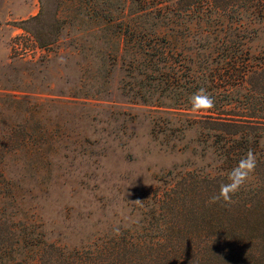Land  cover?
Returning a JSON list of instances; mask_svg holds the SVG:
<instances>
[{
	"label": "trees",
	"instance_id": "trees-1",
	"mask_svg": "<svg viewBox=\"0 0 264 264\" xmlns=\"http://www.w3.org/2000/svg\"><path fill=\"white\" fill-rule=\"evenodd\" d=\"M83 3L86 12L80 9L71 20L94 14L121 40L118 51L108 47L98 53L103 66L109 65L102 71L105 79L109 81V73L119 65L137 86L127 95L121 89L132 103L139 99L141 105L152 106L147 104L155 97L156 102L174 101L161 108L187 114L182 131L185 125L198 129L199 142L212 149L219 166L214 171L168 173L163 187L147 197L142 222L82 248L49 241L34 213L0 193V264H264V43L255 44L264 34V0ZM67 9L50 20L52 30L34 31L40 48L56 44L64 25L70 26ZM43 16L41 10L24 23L42 21ZM82 50L83 46L77 52ZM87 50L92 52V46ZM201 88L215 106L196 114L190 99ZM17 138L27 145L32 140L27 134ZM8 149H0V184L11 188L1 168L11 155ZM249 151L257 167L247 184L231 203L209 204Z\"/></svg>",
	"mask_w": 264,
	"mask_h": 264
},
{
	"label": "rangeland",
	"instance_id": "rangeland-1",
	"mask_svg": "<svg viewBox=\"0 0 264 264\" xmlns=\"http://www.w3.org/2000/svg\"><path fill=\"white\" fill-rule=\"evenodd\" d=\"M67 7L70 26L40 48L32 34L52 30L50 20ZM84 8L83 0H0V149L11 153L1 168L14 185L0 184V193L34 213L49 241L72 248L142 222L147 197L168 173L219 166L198 129L182 131L190 117L161 108L174 101L132 103L121 89L137 86L119 65L105 79L102 54L121 40L94 14L71 20ZM41 10L42 21L24 23ZM263 43L261 34L255 44ZM25 134L28 145L17 138Z\"/></svg>",
	"mask_w": 264,
	"mask_h": 264
},
{
	"label": "clouds",
	"instance_id": "clouds-1",
	"mask_svg": "<svg viewBox=\"0 0 264 264\" xmlns=\"http://www.w3.org/2000/svg\"><path fill=\"white\" fill-rule=\"evenodd\" d=\"M191 111L196 114H204L215 106V100L207 92L201 88L190 99ZM257 167V158L255 154L249 151L242 157L237 165L230 171L226 182L221 183L219 192L213 195L209 204H215L223 201L229 204L233 201V197L247 184Z\"/></svg>",
	"mask_w": 264,
	"mask_h": 264
}]
</instances>
